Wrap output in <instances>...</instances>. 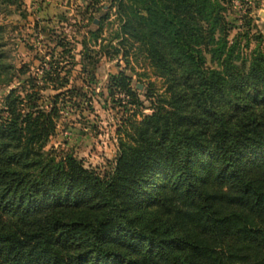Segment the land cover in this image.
I'll use <instances>...</instances> for the list:
<instances>
[{
  "label": "trees",
  "instance_id": "obj_1",
  "mask_svg": "<svg viewBox=\"0 0 264 264\" xmlns=\"http://www.w3.org/2000/svg\"><path fill=\"white\" fill-rule=\"evenodd\" d=\"M114 3L121 39L143 49L166 98L130 123L100 176L45 149L55 107L10 91L0 264H264V53L229 40L231 0ZM112 81L137 100L125 75Z\"/></svg>",
  "mask_w": 264,
  "mask_h": 264
},
{
  "label": "rangeland",
  "instance_id": "obj_2",
  "mask_svg": "<svg viewBox=\"0 0 264 264\" xmlns=\"http://www.w3.org/2000/svg\"><path fill=\"white\" fill-rule=\"evenodd\" d=\"M226 16L229 40L241 33L245 55L264 53V0H231ZM120 26L114 0H0V115L10 91L31 94L44 111L55 107L45 149L72 154L100 176L110 171L130 123L166 98L165 80L138 44L121 39ZM119 73L137 100L112 88Z\"/></svg>",
  "mask_w": 264,
  "mask_h": 264
}]
</instances>
